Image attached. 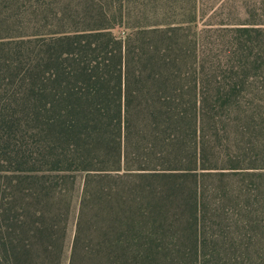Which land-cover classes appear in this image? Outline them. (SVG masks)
Instances as JSON below:
<instances>
[{
  "label": "trees",
  "instance_id": "trees-1",
  "mask_svg": "<svg viewBox=\"0 0 264 264\" xmlns=\"http://www.w3.org/2000/svg\"><path fill=\"white\" fill-rule=\"evenodd\" d=\"M0 131V264H264V0H4Z\"/></svg>",
  "mask_w": 264,
  "mask_h": 264
},
{
  "label": "rangeland",
  "instance_id": "rangeland-1",
  "mask_svg": "<svg viewBox=\"0 0 264 264\" xmlns=\"http://www.w3.org/2000/svg\"><path fill=\"white\" fill-rule=\"evenodd\" d=\"M117 32L118 33L120 32V34H122L123 30L119 29V30H117ZM0 35L4 36V0H0ZM1 133L2 132L0 131V145L4 141V136ZM82 183H83V176L78 175L76 178L74 190L72 191V193H73L72 203H73L74 207H77L78 198H79V195H80L81 190H82ZM73 210L75 211L76 209L73 208ZM72 219H73V214L71 216L70 224H69L68 229H67L66 247L64 248V253L62 255L61 264H69V255H70V251H71L70 249H71L72 238H73V234H74V222L72 221ZM205 251H206L205 253H209L207 248H205ZM179 253H180V251H179ZM216 257H217L216 254H213V256L208 254L207 255L208 263L209 264L216 263L217 262Z\"/></svg>",
  "mask_w": 264,
  "mask_h": 264
}]
</instances>
